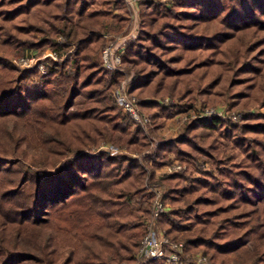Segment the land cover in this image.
Instances as JSON below:
<instances>
[{"label":"trees","instance_id":"16d2710c","mask_svg":"<svg viewBox=\"0 0 264 264\" xmlns=\"http://www.w3.org/2000/svg\"><path fill=\"white\" fill-rule=\"evenodd\" d=\"M139 5L137 33L120 57L133 70L127 93L148 117L146 130L113 96L124 73L95 58L125 33L126 15L111 14L126 12L122 0H0V264L133 262L147 226L141 213L150 212L140 200L152 183L171 205L157 223L184 255L264 264V114L247 113L240 125L190 118L173 137L156 133L161 118L197 98L264 104V0ZM40 44L74 49L45 74L11 62L15 49ZM102 141L140 156L84 151ZM171 152L186 168L155 177Z\"/></svg>","mask_w":264,"mask_h":264},{"label":"rangeland","instance_id":"374dc122","mask_svg":"<svg viewBox=\"0 0 264 264\" xmlns=\"http://www.w3.org/2000/svg\"><path fill=\"white\" fill-rule=\"evenodd\" d=\"M143 1H147V0H138L137 1V5H136V7H137V18H136L135 22H133V20L130 18L129 6H127V4L124 1L123 2L127 6L126 7V12L123 13V11L119 8V6L115 7L114 9H112V11H111L112 13L111 14H123V15L125 14L126 17L128 18V21H127L126 27L124 28V30L126 29L125 33L123 35H121V36L119 35V37H116V35H114L112 33V36H115L116 39L113 42L109 41L107 43V45L114 44V42H116L119 38L121 39V38L125 37L127 35V33L131 32L133 29H134V34L136 35L138 24H139V15H138V12L140 10V5L139 4H141V2H143ZM154 1H163V0H154ZM107 21L113 23L112 24V25H114L113 27H116V23L115 22H117V21H116L114 16H108ZM115 30H116V28H115ZM104 32H106V31H104ZM88 34H89V32H88ZM130 37H133V36H130ZM61 39H62L61 36L57 38V40H61ZM55 49L59 52V58H57L55 60H51V58L47 57L45 59V62L50 64L53 61H60V60L64 59L68 52H72V50L74 49V45L63 47V48L55 46L54 44H52V45L51 44H43V45L40 44V45H37V46H31V47L25 46V47H22V48L15 49V51H12V52H14V55L10 56V60L20 70H27L26 68H23L19 64L13 62V60H17L21 56H31V57H34V58H39V57H41V55L47 54L48 52L53 51ZM95 58H96L97 61L99 60L100 64L102 65V63H101V53H100V55L97 54ZM38 61L41 62V59H39ZM37 65L38 64L36 63L33 67L28 68V69H36L39 74H45L46 72L42 73L41 69H39ZM47 68L48 67L46 65V71H47ZM119 68L120 69H116V70L124 73L123 80H126L127 78L129 80L130 77L133 75V70L132 69L129 70V69L125 68L124 66L121 65V63H120ZM107 70H109V69H107ZM125 73H127V74H125ZM32 78L35 79L36 75H33ZM123 80H120L118 82V84L115 86V88L113 89V91H112L113 96H114L115 90L120 86V83ZM114 98H115V96H114ZM254 98L255 97H253V99ZM230 101H231V99L226 96L225 98L217 100L216 102H214L212 104H206L205 102L202 101L201 98H197L196 101L193 103L192 107H188L187 109L181 110V111H178V112L176 111L175 113H173V115L168 116V118H167V116L161 118L162 123L156 129V133L158 135H160L161 137H163V138L173 137V136H175V135H177L179 133L180 125L183 122L187 121L190 118L205 117V116H202V113L205 112L206 109H208V110L213 109L216 112H219L220 114H224L225 115L224 118H222L220 116L219 117L224 122L233 123L235 125L236 124L240 125L243 122L244 115L247 114V113H250V114H264V104H262L260 102V99H257L256 101H254L252 99L251 100H247V101L245 99H242V101H240L241 103L238 106L234 107V108H232L230 106ZM203 105H205V106H203ZM119 111H120V114H124L121 108L119 109ZM206 116H217V115H206ZM148 124L149 123L146 124V127H147ZM146 127H143V128L146 130ZM202 132H204L203 128H198L197 129L198 137L196 139L199 142L205 141L207 139L206 138L207 136L201 134ZM212 134H214V132ZM150 139H151V142L153 141L152 144H151L153 146L155 144V142H157V139L154 136H150ZM95 150H107V151H110V152H118V153H122V154L131 155L133 157L140 156L139 154H137L135 152H129L125 148H122V147L121 148H117L114 145V143H112L111 141H102L96 147L92 146L90 148H84V151H86L88 153L89 152H94ZM226 152L228 153L227 150H226ZM170 158H171L170 163L162 164V165L157 166V167L154 168V176L155 177H159V176L164 175V174L175 173V172H168V167L172 166L174 164H176V165L179 164L181 166V169H179L177 171H180V170H183V169L186 168V164L179 162V160L174 156L173 152L170 153ZM197 163L199 164L201 170L210 171L212 169V162H211V160H210V158L208 156L200 155L198 157ZM214 173H216L215 170H214ZM190 176L199 177L200 176L199 170L194 168L190 172ZM155 189L161 190L162 195L165 193V190H166L165 187H163V186H161L159 184H155V183L146 184V191L149 192V198L148 197L142 198L140 200V203L142 204L141 206L148 205L151 208V204H152V200H153V192H154ZM136 203L137 202H135V203L133 202V205H136ZM164 203L166 205V208H168V207L170 208L171 205H170L169 201H165ZM139 213H141V212H139ZM143 218H144L145 223H146V221L148 220L147 219L148 215L142 212L141 216H140V219H143ZM196 254H204V253H203V251L199 250L197 253L187 254L186 256L189 259L191 256L196 255ZM211 264H213V263L211 262ZM229 264H235V263L230 261Z\"/></svg>","mask_w":264,"mask_h":264},{"label":"built area","instance_id":"2783aa9c","mask_svg":"<svg viewBox=\"0 0 264 264\" xmlns=\"http://www.w3.org/2000/svg\"><path fill=\"white\" fill-rule=\"evenodd\" d=\"M130 9V18L135 22L137 18V1L138 0H122ZM135 36L134 29L128 32L123 38H119L114 44L106 45L101 51V63L109 70L120 69L121 57L120 51L122 44L126 38ZM49 57L51 60L59 58V52L55 49L48 52L47 54L41 55L39 58L31 56H21L13 62L19 64L23 68H31L36 63L38 68L41 69L42 73L46 72V65L49 63L45 62V59ZM41 59V62L38 60ZM127 80H123L120 86L115 90L114 96L121 109L130 115L132 120L139 123L143 127L149 123L147 116L142 114L137 105V98L127 93ZM206 115H217L222 118L224 114H220L213 109H206L202 113V116ZM181 169V166L174 164L168 167V172H176ZM161 190L155 189L153 192V200L147 220V226L145 234L143 235L137 252L135 253V260L133 262H122L121 264H143L149 259H159L163 264H211L210 260L204 254H196L191 256L189 259L183 254V247L180 242L171 241L166 235L164 229H162L157 223V217L165 209L166 205L162 200Z\"/></svg>","mask_w":264,"mask_h":264},{"label":"crops","instance_id":"0c3cea01","mask_svg":"<svg viewBox=\"0 0 264 264\" xmlns=\"http://www.w3.org/2000/svg\"><path fill=\"white\" fill-rule=\"evenodd\" d=\"M168 118V117H167Z\"/></svg>","mask_w":264,"mask_h":264}]
</instances>
